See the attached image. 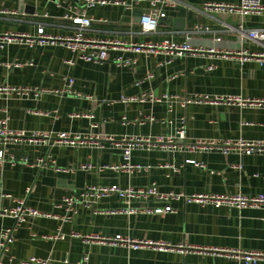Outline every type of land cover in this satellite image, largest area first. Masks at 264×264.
<instances>
[{"label":"crops","instance_id":"crops-1","mask_svg":"<svg viewBox=\"0 0 264 264\" xmlns=\"http://www.w3.org/2000/svg\"><path fill=\"white\" fill-rule=\"evenodd\" d=\"M110 1L123 4L85 9L78 0H0V34L35 35L43 27L51 36H71L76 28L65 16L86 11L93 21L87 38L126 44L109 50V60L103 64L84 62L58 45L0 48V88L39 92L27 97L0 93V121L8 119L11 133L25 135L19 143L6 145L5 138L0 141L5 159L0 165V210L24 201L27 207L52 216L18 226L14 243L0 252L1 264H23L34 257L50 264H74L86 254L88 264H242L238 254L264 253V209H215L209 204L174 202V212L166 215H102L127 206L112 196L88 207L78 206L72 220L62 222L63 198L79 195L89 186L139 189L155 184L162 193L264 195V154L186 151L198 141H264V107L183 104L205 96L264 100V60L250 57L264 54V45L230 31L239 26L245 30L264 28L263 17L242 18L209 8L239 4L240 0H170L174 6H162L166 18L157 32L149 35L142 33L137 21L139 14L150 10L149 0ZM165 40L203 52L161 66L167 59L165 53H134L128 48ZM227 53H246L248 59L241 63L238 56ZM211 66L215 70L209 71ZM150 94L163 101H141ZM167 97L176 99L165 101ZM182 118L186 119V139H175V149L167 142H153L133 151L131 163L143 166L144 171L130 174L104 169L124 162L123 150L115 145L123 138H168ZM61 133L94 139L82 147H51L48 142L29 141L35 134ZM21 159H27L29 165ZM12 160L19 163L13 166ZM187 160L203 167L187 164ZM85 165L93 169L86 171ZM145 205L138 201L131 207ZM162 205L149 203L152 208ZM13 225V219L0 213V233ZM59 233L64 239H50ZM96 236H121L143 245L134 249L95 239L87 242Z\"/></svg>","mask_w":264,"mask_h":264},{"label":"built area","instance_id":"built-area-1","mask_svg":"<svg viewBox=\"0 0 264 264\" xmlns=\"http://www.w3.org/2000/svg\"><path fill=\"white\" fill-rule=\"evenodd\" d=\"M80 1L85 9H92L96 6H106L109 4L114 5H122L121 2H112L110 0H78ZM150 10L145 12L141 16L140 26L142 33L144 34H154L157 32L161 21L166 18V14L162 11V6H174L170 0H149ZM210 9H214L219 12H224L228 14H237L242 18H246L248 16H261L264 19V0H240L239 4H219L209 6ZM6 13V11L2 12ZM65 20H68L72 23V25L76 28V32L67 37H59V36H51L45 32L43 27H39L37 33L35 35H29L25 33H12L6 32L0 34V48H6L11 45H27L31 48L35 46H46L48 44L63 46L70 50L72 53L76 54L78 58L87 63H95V64H103L109 60V50L113 48H122L126 47V44L119 40H105V39H97V38H87L85 36L86 32H88L92 26V19L89 18L86 14V11H82L75 15H66ZM230 31L237 32L243 37L264 45V28L258 29H250L245 30L243 26H239L238 28H230ZM129 50L134 53H146V54H157L160 52L165 53L167 59L161 64L169 65L175 58L184 57L187 54L201 53L202 50L193 48L188 44H178L172 42L170 40H165L161 43L157 44H141L138 46L128 47ZM213 52V51H211ZM238 56L240 58V62L244 63L248 58L246 53H227L226 55ZM257 57L259 59L264 60V54H253L250 57ZM70 65H73L72 61L68 62ZM130 62H123V65H129ZM215 66H211L208 70H215ZM148 78H151L152 75L148 74ZM73 81L70 82L72 85ZM0 93H5L6 95L16 94L20 97H27L31 93H34L36 96L39 95V92L35 90H30L26 88H11V87H3L0 88ZM165 101H170L176 98H164ZM151 101L154 103H160L163 99L157 98L154 95L150 94L141 98V101ZM190 103H208V104H226V105H240V106H258L264 107V100H241L236 97H227V98H215L214 100L208 96L201 98H191L186 100L183 104L187 105ZM151 121H154L153 119ZM179 126L175 133L168 138L158 137L155 141L151 139H147L143 141L142 139H127L123 138L121 144H115L116 147L121 148L123 150V159L124 162L118 166H109L104 169H112L118 172H128L133 174L135 172H142L145 168L141 165H135L131 163L132 153L137 148H145L146 145L151 146L153 142L155 144H164L167 142L173 149H175V139L185 140L186 139V119L182 118L179 122ZM98 127V126H96ZM25 135L22 133L13 134L8 129V119L0 121V141L5 138V144L11 143H19L20 138H23ZM94 139L92 136H82V135H69L65 133L58 134L57 136H52L49 134H35L31 138H29L30 142H36L45 144L49 143L51 147H82L83 145L89 144L91 139ZM97 140H112V138H103L96 137ZM186 151L194 152V151H206L210 152L213 150H218L224 155H229L233 151L239 152L241 156H251L254 154H264V141L261 142H224L220 144H216L213 142H204L198 141L192 145H188L186 147ZM5 162L4 153L0 152V165ZM25 165H29V161L27 159H21ZM19 163L17 160H12L11 164L15 166ZM43 163V161H41ZM187 164L195 165L196 167L202 168L203 165L193 161L187 160ZM83 169L88 171L92 170L93 167L91 165L83 166ZM117 196L118 199L125 202L127 206L122 207L117 210H109L106 212H102V215L112 216V215H127V216H135L139 214H148V215H166L174 212L172 204L174 202H183L184 204H198V205H212L215 209H220L222 206H231L237 208L239 210L244 209H264V195L260 194L257 196H208L203 194H193L187 195L183 192L180 193H162L158 190L155 184L148 186L146 188L135 189L133 187H129L126 189L120 188L118 185H110V186H89L79 195H74L70 197H64L60 207L64 209L65 215L62 218L63 223H69L73 216L76 214L77 207L80 205H84L86 207L91 204H95L100 202L103 199ZM143 202L146 204L141 208H133L131 207L132 202ZM155 202L158 204H163L158 207H150L149 203ZM6 217H10L14 220L13 227L4 228L0 233V252L7 251L9 245L14 243V232L16 228L28 220H32L38 217H46L50 218L51 215L43 214L40 211L27 207L24 201H19L17 206L9 209L0 210ZM52 240L64 239L62 234H58L57 236L50 238ZM95 239L96 241L102 242H114L121 243L123 246H131L134 249L140 248L143 244L141 242L131 243L132 241L126 238H122L121 236H117L113 239L103 238L100 236H96L95 238H87V242ZM162 248L165 246H161ZM242 264H258V262L264 260V253L259 252H249L242 253L236 256ZM89 255H84L80 261L74 264H88ZM1 264V262H0ZM23 264H50L49 260H44L41 258H30L27 261H24ZM66 264H70L68 261Z\"/></svg>","mask_w":264,"mask_h":264},{"label":"water","instance_id":"water-1","mask_svg":"<svg viewBox=\"0 0 264 264\" xmlns=\"http://www.w3.org/2000/svg\"><path fill=\"white\" fill-rule=\"evenodd\" d=\"M141 16H142V14H139V18H138V20H137V21H139V22H140V20H141Z\"/></svg>","mask_w":264,"mask_h":264}]
</instances>
